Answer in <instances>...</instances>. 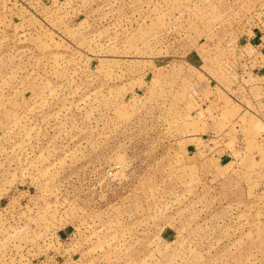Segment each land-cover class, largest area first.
I'll list each match as a JSON object with an SVG mask.
<instances>
[{
  "label": "rangeland",
  "instance_id": "1",
  "mask_svg": "<svg viewBox=\"0 0 264 264\" xmlns=\"http://www.w3.org/2000/svg\"><path fill=\"white\" fill-rule=\"evenodd\" d=\"M0 264H264V0H0Z\"/></svg>",
  "mask_w": 264,
  "mask_h": 264
}]
</instances>
